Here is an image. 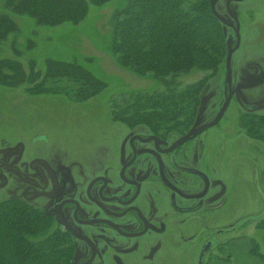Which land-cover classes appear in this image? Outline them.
Instances as JSON below:
<instances>
[{"label": "rangeland", "instance_id": "rangeland-1", "mask_svg": "<svg viewBox=\"0 0 264 264\" xmlns=\"http://www.w3.org/2000/svg\"><path fill=\"white\" fill-rule=\"evenodd\" d=\"M123 3L113 0L103 6L90 5L85 19L75 25L36 26L28 17L16 18L22 30L0 42V58L17 59L25 70L31 59L41 70L46 58L75 61L105 80L106 87L77 101L59 93L38 94L25 90L24 85H0V158L6 148H18L24 161L39 155L48 157L56 167L90 159L91 164L112 143V126H119L120 131L139 126L122 122L135 99L130 93L162 90L164 86L157 79L138 77L115 64L108 49V33L111 14ZM237 6L240 29L239 45L230 61L232 96L220 121L207 129L206 138L216 178L223 180L227 189V199L216 212L217 222L247 219L217 236L220 246L206 256L207 264H211L208 259H215L214 264H264V139L251 137L241 121L264 116V0H243ZM0 13H9L4 0H0ZM234 40L232 34L225 36L227 51ZM203 78L190 127L209 122L222 105L224 60L208 71L191 69L174 79L173 86L181 90L196 86ZM74 183L79 189L85 180L76 176ZM8 197L0 193V199Z\"/></svg>", "mask_w": 264, "mask_h": 264}, {"label": "flooded vegetation", "instance_id": "flooded-vegetation-1", "mask_svg": "<svg viewBox=\"0 0 264 264\" xmlns=\"http://www.w3.org/2000/svg\"><path fill=\"white\" fill-rule=\"evenodd\" d=\"M214 1L224 36L234 35L243 0ZM138 125L112 126V143L91 164L56 167L39 155L24 161L18 148L1 151L0 193L32 205L66 236L67 264H207L217 236L246 221L216 220L227 189L209 159L207 129L176 144L202 124ZM76 176L85 180L79 189Z\"/></svg>", "mask_w": 264, "mask_h": 264}, {"label": "trees", "instance_id": "trees-1", "mask_svg": "<svg viewBox=\"0 0 264 264\" xmlns=\"http://www.w3.org/2000/svg\"><path fill=\"white\" fill-rule=\"evenodd\" d=\"M112 1L4 0L9 13H0V42L11 33L20 34L18 17H28L36 26L75 25L85 19L90 5L103 6ZM210 2L124 0L113 10L108 49L115 64L138 77L157 79L164 86L162 90L130 93L135 99L122 122L159 129L190 128L204 78L196 86L181 90L173 86L174 79L191 69L208 71L225 60L227 53L221 23L212 13ZM28 66L25 70L17 59L0 58V85H24L25 90L30 88L38 94L59 93L77 101L106 87L105 80L75 61L46 58L41 70L31 59ZM241 121L251 137L264 139V116ZM71 257L66 236L51 229L44 214L23 201L0 199V264H67Z\"/></svg>", "mask_w": 264, "mask_h": 264}, {"label": "water", "instance_id": "water-1", "mask_svg": "<svg viewBox=\"0 0 264 264\" xmlns=\"http://www.w3.org/2000/svg\"><path fill=\"white\" fill-rule=\"evenodd\" d=\"M215 1L214 0H211L210 2V8H211V11L212 13L215 15V17L222 23L226 24L225 23V20H223L218 14L217 12L215 11ZM236 20V26H235V29H234V36H235V43L233 46H231L227 53H226V57H225V60H224V67H225V79H224V100H223V103L222 105L220 106L219 110L216 112V114L213 116V118L207 122V123H204L198 127H193L191 128L188 133H186L184 136H182L181 138H179L176 142V144L188 139L190 136H195L197 135L198 133L202 132L203 130L205 129H208L212 126H214L215 124H217L220 119L222 118L229 102H230V99H231V96H232V90H231V67H230V61H231V56H232V53L234 52V50H236V48L238 47L239 45V22L237 20V18L235 19ZM224 33H225V30H224ZM175 145V144H174ZM173 145V146H174Z\"/></svg>", "mask_w": 264, "mask_h": 264}]
</instances>
